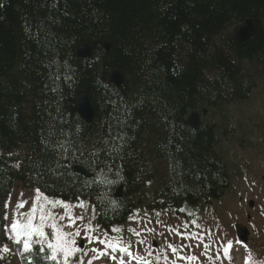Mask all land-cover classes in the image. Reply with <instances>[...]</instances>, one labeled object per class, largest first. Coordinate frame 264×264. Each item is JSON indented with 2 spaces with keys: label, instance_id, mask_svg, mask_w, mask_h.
I'll return each mask as SVG.
<instances>
[{
  "label": "trees",
  "instance_id": "obj_1",
  "mask_svg": "<svg viewBox=\"0 0 264 264\" xmlns=\"http://www.w3.org/2000/svg\"><path fill=\"white\" fill-rule=\"evenodd\" d=\"M0 5V246L8 243L3 204L17 183L87 201L107 233L128 222L149 181L157 183L154 208L178 214L227 194L232 177L217 151L220 131L210 121L194 129L189 117L247 100L258 85L254 70L264 91V0ZM248 19L255 35L238 46L234 37ZM82 45L93 49L90 58L78 57ZM116 70L125 78L119 88L109 80ZM85 94L95 108L91 123L77 111ZM20 148L26 152L11 156ZM100 172L116 183L82 188ZM105 192L117 209L101 207L96 197Z\"/></svg>",
  "mask_w": 264,
  "mask_h": 264
},
{
  "label": "rangeland",
  "instance_id": "obj_2",
  "mask_svg": "<svg viewBox=\"0 0 264 264\" xmlns=\"http://www.w3.org/2000/svg\"><path fill=\"white\" fill-rule=\"evenodd\" d=\"M254 74L258 85L247 100L226 104L211 112L207 111L206 115H199V121H210L220 131L217 151L228 166L232 177V186L227 194L210 206L202 204L196 208L185 207L180 214L175 210L162 211L154 208L156 200L153 193L157 186L156 182L148 184L136 196L140 203L131 216L135 218L129 219L126 224L120 226L123 230L120 235L131 241L134 252L142 253L147 257L148 251H152L153 255L147 257L152 264H163L164 262L172 264L173 261L177 262L176 264L180 261L183 264H202L200 259L194 261L172 259L171 250L167 247L168 244L178 247L181 238L185 237L184 240H186L188 236L194 235H199L203 241H209L208 247L213 255L220 254L217 264H246L249 252L255 264H264V91L259 71L254 70ZM192 115L194 113L189 119ZM25 152V148H20L11 156L18 159ZM35 190L26 188L22 183H17L11 194L8 224L12 222V212L18 200L28 201L21 211L30 209L36 196ZM21 193H23L22 196ZM49 199L58 200L51 197ZM82 201L85 207H73L72 215L73 217L83 216V220H76L72 228H65V230L74 231L76 227L83 228L90 222L97 229L93 234L103 236L107 232L98 225L93 206L87 201ZM68 203L75 206L77 201ZM52 211L61 215L66 213V210L59 206L53 208ZM193 220L196 224L192 223ZM61 223L67 224L68 221L66 219ZM237 226L248 228L250 235L246 243L240 241ZM129 228L139 233L145 229L147 230L146 236L141 234L136 236L128 231ZM45 231L50 230L46 228ZM107 234L108 236L117 235L113 232ZM216 234L220 236L217 242L214 240ZM83 236L82 231L81 237ZM140 240H144L145 243L140 244ZM228 241L232 242V249L226 254L225 248ZM221 242H223V248L217 253V247ZM77 244L84 249L105 250L104 245L89 244L82 238H77ZM6 245L10 251L1 254L3 264H22L23 258L18 251L21 245L9 239ZM186 245L182 248L190 246L188 243ZM204 248V246L200 247L201 250ZM161 253L167 254V261L163 258L157 259ZM96 254L89 252L84 258V264H88V260ZM112 255L114 253H110V256ZM93 264H97L96 260H93Z\"/></svg>",
  "mask_w": 264,
  "mask_h": 264
},
{
  "label": "snow or ice",
  "instance_id": "obj_3",
  "mask_svg": "<svg viewBox=\"0 0 264 264\" xmlns=\"http://www.w3.org/2000/svg\"><path fill=\"white\" fill-rule=\"evenodd\" d=\"M3 7V5H0ZM83 106L86 107V102H82ZM119 139V137H117ZM63 147V145H61ZM122 145L119 148L122 149ZM113 150H116L114 145ZM111 155V152H110ZM19 165H17L18 167ZM109 171H114V174L121 180L123 176L120 174L119 168L113 170L112 165H107ZM122 167V165H121ZM116 181L109 180L105 177L103 172H100L94 181H84L82 188L91 189L93 184L97 187L100 185H112ZM151 182L149 181V184ZM35 199L28 211H21L24 206L28 203L26 200H18L15 209L12 212V222L10 224H5L4 228L8 234V239L17 245H21L18 249L19 254L25 259V264H84V258L88 256L89 252L98 253L94 255L92 259L88 260V264H93V260L99 259L101 256H110V253H120V257L110 256L111 260L120 259V264H124V257L130 258L133 261H137L138 264H152V261L147 257L153 255L152 251H148L147 257L140 255L132 250V243L129 240L123 238L120 233L122 229L120 227H113L112 232L117 235L108 236L107 233L103 236L94 235L93 233L97 231L91 223L84 225L83 228L76 227L74 231H66L65 228H72L75 225L76 220H83V216L73 217L72 209L73 207L84 208L85 204L82 200L77 199V204L75 206L63 200H50L46 197L39 188L36 190ZM23 193H21V196ZM96 199L99 201L101 207H103L105 201H107L112 209H117L119 206L116 200H107V193L103 195H98ZM11 203V193H8L7 199L4 201V215L3 220H8V209ZM62 207L66 210L65 214H57L52 211L55 207ZM93 211H95V206H93ZM183 211V209H181ZM135 217H129V219H134ZM67 219L68 223L63 224L62 221ZM196 224V221H192ZM198 226V225H197ZM50 231H45V229ZM84 232V236L81 237V232ZM129 232L134 233L139 236L140 233L133 228L128 229ZM77 238H82L86 240L89 244L99 243L105 246L104 251H100L96 248L84 249L77 244ZM140 244H144V240L139 241ZM38 246V248L36 247ZM167 247L176 256L177 260H188L194 261L197 259L196 256H183L180 255V249H178L173 244H168ZM205 248L208 245L204 246ZM232 249V242L228 241L225 248V253L227 254ZM10 249L7 245L0 246V253L9 252ZM2 258V256H0ZM163 258L167 261L168 256L166 253H161L157 259ZM172 264H176L175 261ZM246 264H255L251 253L246 258Z\"/></svg>",
  "mask_w": 264,
  "mask_h": 264
},
{
  "label": "water",
  "instance_id": "obj_4",
  "mask_svg": "<svg viewBox=\"0 0 264 264\" xmlns=\"http://www.w3.org/2000/svg\"><path fill=\"white\" fill-rule=\"evenodd\" d=\"M255 35V27L250 19H248L245 24L239 29L236 33L234 39L238 46H241L244 42L252 39ZM96 45H101L107 52H110L111 45L106 42H97ZM93 54V49L89 45H82L77 51V55L79 58H90ZM110 83L116 86L117 88L121 87L125 83V78L121 71L116 70L111 73L110 75ZM82 102H86V107L83 106ZM77 111L81 119L86 123H91L95 117V108L93 103L88 95H83L77 102ZM207 111L204 112L206 114ZM190 125L194 129H198L200 126L201 121H199V114L194 113L192 117L189 119ZM76 173L85 177V178H92V175L84 170L82 167L77 166L75 169ZM123 197V188L121 187L117 194L116 198L121 199ZM253 206V203H251ZM238 237L240 241L246 243L248 241V237L250 232L247 227L245 226H237L236 227Z\"/></svg>",
  "mask_w": 264,
  "mask_h": 264
},
{
  "label": "bare ground",
  "instance_id": "obj_5",
  "mask_svg": "<svg viewBox=\"0 0 264 264\" xmlns=\"http://www.w3.org/2000/svg\"><path fill=\"white\" fill-rule=\"evenodd\" d=\"M146 233H147V230H145V229L140 231V234L142 236H146ZM184 239H185V237L181 238L179 243H178L177 248L181 250L180 255L196 256L197 259H200L202 261V264H217V258L220 257L219 256L220 254L219 255H213L211 252V249L209 247L204 248L202 250L200 249L201 246L209 245V241H203L199 235L188 236V239H186V240H184ZM218 239H220V236L218 234H216L214 237V240L217 242ZM184 242H185V244H184ZM186 243L190 244V246L185 247L183 249L182 247H183V245H186ZM222 248H223V242H221L220 245H218L216 252L219 253V251H221ZM171 254H172V259H174V258L176 259V256L172 252H171ZM96 255H98V253ZM114 255L117 257H120L122 254L114 253ZM140 255H143V254L141 253ZM222 256H224V255H222ZM127 262H129V263H127ZM96 263L97 264H120V259L118 258L116 260H111L110 256H101L99 259H96ZM124 264H138V262L130 260V258L124 257ZM163 264H167V263L164 262ZM178 264H183V263L180 261Z\"/></svg>",
  "mask_w": 264,
  "mask_h": 264
}]
</instances>
